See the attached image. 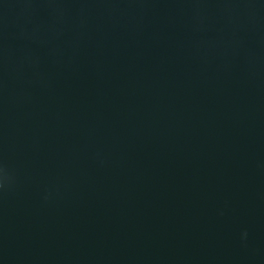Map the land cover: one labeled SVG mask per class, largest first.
<instances>
[{
	"label": "water",
	"instance_id": "95a60500",
	"mask_svg": "<svg viewBox=\"0 0 264 264\" xmlns=\"http://www.w3.org/2000/svg\"><path fill=\"white\" fill-rule=\"evenodd\" d=\"M0 165V264H264V0H0Z\"/></svg>",
	"mask_w": 264,
	"mask_h": 264
},
{
	"label": "clouds",
	"instance_id": "9594fccd",
	"mask_svg": "<svg viewBox=\"0 0 264 264\" xmlns=\"http://www.w3.org/2000/svg\"><path fill=\"white\" fill-rule=\"evenodd\" d=\"M15 183V177L9 170L0 165V190H5L6 187L11 188ZM248 236L247 230L242 233V238L246 239Z\"/></svg>",
	"mask_w": 264,
	"mask_h": 264
}]
</instances>
